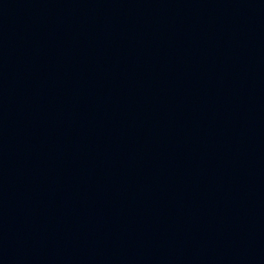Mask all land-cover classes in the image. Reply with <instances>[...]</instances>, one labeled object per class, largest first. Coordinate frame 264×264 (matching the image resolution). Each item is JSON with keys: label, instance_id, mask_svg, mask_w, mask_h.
I'll return each mask as SVG.
<instances>
[{"label": "water", "instance_id": "95a60500", "mask_svg": "<svg viewBox=\"0 0 264 264\" xmlns=\"http://www.w3.org/2000/svg\"><path fill=\"white\" fill-rule=\"evenodd\" d=\"M0 264H264V0H0Z\"/></svg>", "mask_w": 264, "mask_h": 264}]
</instances>
